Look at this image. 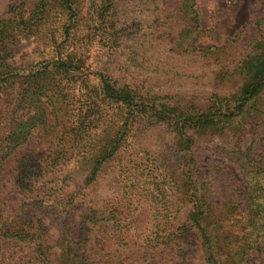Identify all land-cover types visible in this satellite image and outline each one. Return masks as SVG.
I'll list each match as a JSON object with an SVG mask.
<instances>
[{
  "label": "trees",
  "instance_id": "trees-1",
  "mask_svg": "<svg viewBox=\"0 0 264 264\" xmlns=\"http://www.w3.org/2000/svg\"><path fill=\"white\" fill-rule=\"evenodd\" d=\"M30 1L11 6L9 18L0 20V181L13 165L22 195L15 208L0 202V258L14 261L15 256L1 252L10 248L27 254L21 257L23 264L27 258L33 264H127L117 262L114 255L122 244L128 260L136 264V260L140 264H253L251 254H264V131L251 135L246 144L236 143L230 132L243 130L249 120L264 115V20L239 31L236 41L249 44L250 52L234 69L222 68V82L237 79V91L202 98L198 105L195 98L163 97L135 81L122 83L104 72L85 69L81 49L72 40L83 33L84 18L89 16L97 23L96 30L104 32L93 35V40L100 37L102 42L108 34L106 46L119 47L126 32L118 30L113 17L118 15V0H88L87 9L81 0H41L29 11ZM151 1L161 13L154 17L158 39L167 37L168 32L177 34L174 43L161 45L166 44L171 55L182 53L207 61L227 56L224 49L204 51L198 47L206 32L200 26L197 0ZM159 3L167 16L156 6ZM56 11L67 19L63 39L54 40L57 59L26 73L17 71L11 64L15 47L40 32ZM111 111L117 114L112 116ZM112 117L118 120L111 121ZM102 124L105 135H93ZM143 124L170 127L177 147L187 152L199 137L223 134L219 135L220 149L229 161L216 175L221 192H214L215 185L199 171L191 153L194 171L186 172L182 191L177 188L188 200L179 203L191 206L186 219L168 212L172 207L169 196L160 188L158 177H152L155 189L144 191L145 195L125 189L126 212L106 213L91 207L78 221H70L86 193L74 187L75 178L65 186L40 184L41 179L79 156L89 167L86 185H91L105 164L122 152L134 128ZM35 136L38 142L31 146ZM235 147L237 153L229 156ZM235 162L246 172L242 180L233 172ZM214 194L222 200L219 210ZM143 199L155 211L162 204V211L168 212L149 220L152 227L147 232H141L140 221L127 214ZM61 216L68 219L57 230L53 217ZM109 222L120 230L119 238L109 241L104 251L98 238Z\"/></svg>",
  "mask_w": 264,
  "mask_h": 264
},
{
  "label": "rangeland",
  "instance_id": "rangeland-1",
  "mask_svg": "<svg viewBox=\"0 0 264 264\" xmlns=\"http://www.w3.org/2000/svg\"><path fill=\"white\" fill-rule=\"evenodd\" d=\"M21 1L0 0V20L9 18L11 6ZM40 1H30L27 5L28 10H33L34 6ZM81 1L87 9L88 0ZM118 1V4H116L118 5V15L113 17L117 21L118 30H125L126 32L124 35L126 39L120 42L122 44L119 47L109 49L106 46L105 42L108 41V34L103 36L102 42L100 37L93 40V35L101 36L104 32L103 30H96L97 23L90 21L89 16L84 18L86 23L84 24L85 30H83V33L72 40L81 49L79 53L81 52L86 61V70L94 73L104 72L122 83L135 81L157 94L162 93L163 97L185 98L188 100L195 98L193 102L198 103V105L201 103L202 98L209 99L216 93L231 95L237 91L239 86L237 79L232 82H222L220 78L222 68L234 69L249 54V44L247 45L244 41L237 42L236 38L239 31L245 26L258 20H264V0H197L196 9L199 14L200 26L206 32V35L200 39L198 47L204 51L212 48L224 49L227 56L220 61H207L182 53H178L174 57L170 54L169 47L167 48L166 44L174 43L177 40V34L168 32L167 37H163L161 40L158 39L160 34L157 35L158 29L155 27L154 17L155 14L161 15V13L155 11L152 1ZM156 6L162 8L164 15L167 16V12L164 11L165 9L161 6V3ZM86 12L87 10H84V13ZM66 20L61 12L56 11L47 20L46 25L42 27L40 32L30 36L28 40L23 39L14 49L15 54L11 61L13 68L21 73H26L38 64L57 59L54 40L63 39L62 28ZM126 28H129V30L126 31ZM86 33L89 36L91 35L90 39ZM162 42H166V44L161 46ZM90 79L95 83L94 77L91 76ZM262 100L264 107V96ZM110 114L114 116L117 113L111 111ZM117 120L114 117L111 118V121ZM262 123H264L263 114L255 120H249L243 130L238 128L237 131L230 132V135H234L236 143H250L251 135H262L261 133L264 131V125L260 127ZM104 124L100 125L93 135L99 137L105 135L102 132ZM129 135L130 137L122 152L105 164L97 180L91 185H86L89 167L83 164L84 161L80 160L79 156L71 162L59 166L56 171L41 179L40 184L65 186L75 178L74 187L78 186V191L81 190L86 193L82 202L78 205V211L76 210V214L70 217V221H78L82 212L91 207H95L101 212L106 211V213L114 212L116 214L122 210L126 212L123 209V207L126 208L127 201L125 189L130 188L140 191L141 195H145L144 191L155 189L152 185L154 183L152 177H158L157 181L160 188L165 190L169 196L172 207L168 212L172 216L178 215L180 219H186L191 206L187 204L182 206L179 203V201H182L181 199L185 203L188 200L179 194L177 188H180L181 192V188L185 183L184 176L186 172L190 174L189 171H194L190 164L191 153L195 156L196 163L200 168L199 171L203 172L215 185L214 192H221L218 188L220 180L217 179L216 175L220 172L221 166L229 161V158L227 159L226 154L220 149L219 139L221 137L219 135L223 134L217 133L213 136L211 133L199 137L190 152L180 151L176 145L175 134L166 125H138ZM37 142L38 139L35 136L30 145H36ZM237 151L238 148H232L229 156L233 157V153H237ZM226 152H229V150ZM232 157H230L231 163H234ZM241 167L240 164H236L233 169L236 178L240 180L246 175L245 170ZM13 169L14 166L11 165L7 169L6 176L0 181V202L6 201L11 208L18 206L19 201L22 199L14 180ZM144 174L145 178H142ZM169 177L174 180L169 179ZM164 181L168 184H164ZM171 182L173 183L171 184ZM213 198L216 199L217 209H221L222 200L218 194H214ZM161 206L162 204H158L155 211L152 209L153 207H150V203L147 204L143 199L141 205H134L127 214H131L130 216L135 221H140L138 227L141 232H147L152 227L149 220L157 217L159 213L161 216L168 214L167 211H162ZM65 219H68V217H53L55 229H60ZM104 225L100 230L98 241L100 249L105 251L109 241H115L119 238L120 230L113 227L114 222L105 223ZM125 250L122 244L115 249L114 255L119 258L117 262L126 261L127 264H136L128 260ZM1 252L17 258L14 257L15 260L9 262H5L0 258V264H23L21 257L27 256V254H22L20 250L14 251L10 248ZM165 254H168V252H165ZM29 259L24 260L25 264H33ZM250 260L253 264H264V254L255 252L250 255ZM134 262L140 264V261L136 260ZM149 264L160 263L155 261Z\"/></svg>",
  "mask_w": 264,
  "mask_h": 264
}]
</instances>
